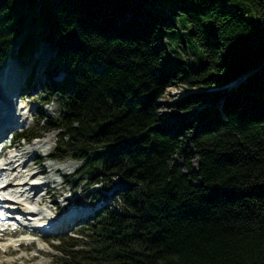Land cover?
<instances>
[{"label":"trees","instance_id":"16d2710c","mask_svg":"<svg viewBox=\"0 0 264 264\" xmlns=\"http://www.w3.org/2000/svg\"><path fill=\"white\" fill-rule=\"evenodd\" d=\"M175 15L196 70L153 47ZM42 45L55 57L40 101L58 116L38 111L17 141L56 130L74 189L117 206L84 221L85 241L57 239L58 264H264V0H0V69ZM169 86L207 90L161 109Z\"/></svg>","mask_w":264,"mask_h":264},{"label":"rangeland","instance_id":"374dc122","mask_svg":"<svg viewBox=\"0 0 264 264\" xmlns=\"http://www.w3.org/2000/svg\"><path fill=\"white\" fill-rule=\"evenodd\" d=\"M171 22L175 28L165 27L161 23L155 35L156 42L153 44V47L155 49H158L159 46L163 47L159 60L161 66L169 68L176 63L183 62L193 70L200 68L205 63L206 59L196 43L187 39L186 32L188 31V25L182 19L181 15L173 16L171 18ZM54 57V48L49 45H42L35 53L33 60L29 65H23L14 58H8L3 67L0 69V88L6 84V86L8 85L7 87L10 89V93H13L16 92L17 87H19V83H25L29 86L37 80H42L41 82L44 86L48 77L46 72L52 71L53 67H50L49 65V69L44 70L43 66L46 65V61L48 63L54 59ZM30 76H32V78L29 79L31 83L27 80ZM63 76L64 74L60 72L56 75L55 79L60 80ZM27 82L29 84H27ZM233 82L236 84L238 81ZM232 83L227 84V87L231 88L235 85H232ZM206 90L207 89L205 88H193L191 90H187L184 87L169 86L166 88L161 99V102L163 103L161 109L168 108V104L180 99L189 92ZM0 95L3 97L7 94L5 93ZM44 96L45 93L43 87L35 86L33 92H26L22 94L20 99H18L17 96L15 97L20 106L23 107L24 104L25 109L23 110V113L26 118V122L23 124L24 126H19L18 129L15 130H19L22 127H32L34 125V115L40 110L45 111V115L52 118H56L58 116V106L55 101L47 104L46 106L42 105L40 99ZM39 125L47 127L43 122H40ZM41 136V138L30 143L23 142V140L17 142L14 146L3 152V154L5 153L6 156H8L12 151L17 150V153L23 156L22 161H28L29 166L26 168V173H35L33 178L34 180L32 179L31 181L41 183V186H39L35 191L38 195L35 197L37 199L36 204L39 201L38 205H36V209L39 210V219H46V216L50 215V213L52 215L55 213V216L57 217L67 210L77 211L84 209L88 212L92 198L90 192L96 187L91 190H85V183L82 182L74 189V175L78 163L72 159H64L63 161L50 159L49 155L52 153L53 145L57 137L56 130L52 129L50 131L43 132ZM40 141H44L46 144L43 146L40 144H34L35 142L38 143ZM193 165L196 166L195 160L193 161ZM124 185L125 184L116 181L114 182L112 191L120 189ZM113 198L114 197L111 196L105 202L98 203V206L105 205L111 208H117ZM66 199L67 201H65ZM65 204L67 206H65ZM90 208L94 209L96 207ZM20 209L25 211V207ZM73 220L77 222L74 224H71L70 221L65 222L61 226L62 230L58 232L45 234H40L39 232H35L33 234H27V232L23 233L22 235L27 236L29 240L14 245L10 249L11 251H4V248L1 246L0 264H58L56 258H59L62 255L55 248V245L59 243L57 239L60 237L66 238L68 236H74L80 241H85L87 239L85 235H79L80 230L85 228L86 222L84 223V221H81V218L78 217ZM11 230L12 228L10 227L6 229L2 228L0 230V243L4 244L12 238H21L19 234H16V232L11 233Z\"/></svg>","mask_w":264,"mask_h":264},{"label":"bare ground","instance_id":"6f19581e","mask_svg":"<svg viewBox=\"0 0 264 264\" xmlns=\"http://www.w3.org/2000/svg\"><path fill=\"white\" fill-rule=\"evenodd\" d=\"M50 65V61L46 65L43 66V69H48ZM8 75V73H7ZM7 81V80H6ZM42 81V80H41ZM37 80L32 85L27 86L25 83H19V87H17L16 92L18 93V97L21 98L22 94L26 92H33L36 87H40L42 82ZM5 86L0 88V94H7L5 96L0 95V121L2 123H7L8 121L12 123L26 122V118L24 116L23 110L25 109L24 104L23 107L18 104V100L15 99V95L10 93L9 87ZM8 128V126H5ZM5 130L0 129V134ZM11 133L10 130L5 132L2 137L0 136V141H3V138H6V135ZM34 144L41 146L45 145L46 142L40 141L35 142ZM11 150V149H10ZM22 155L17 153V150H14L10 153V155L6 156L4 153L0 156V210H6L9 216L14 217L13 219H21L22 222L26 225V227H31V225L37 224L42 226L43 224H49V222H56L59 226H62L65 222L71 221L74 218L79 216H85L87 213L84 209L81 210H67L60 214L57 218L53 220V218L47 217L44 220H40L38 217L39 210L36 209V205L39 202L36 201L35 198L38 196L35 191L41 183L32 182L31 180L34 178L35 173H26L27 167L29 166L28 161H22ZM34 180V179H33ZM25 207V211H22L20 208ZM89 211V210H88ZM56 220V221H55ZM10 223V221H1L0 220V228L4 227ZM22 227H25L22 225ZM35 231V230H34ZM41 232V231H39ZM21 238L9 239L6 243L1 246L4 248V251H11L10 249L21 242L28 241L29 238L25 235H20Z\"/></svg>","mask_w":264,"mask_h":264},{"label":"water","instance_id":"95a60500","mask_svg":"<svg viewBox=\"0 0 264 264\" xmlns=\"http://www.w3.org/2000/svg\"><path fill=\"white\" fill-rule=\"evenodd\" d=\"M239 81V80H238ZM231 84V83H230ZM235 84V82L232 83V85Z\"/></svg>","mask_w":264,"mask_h":264}]
</instances>
